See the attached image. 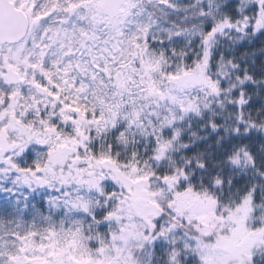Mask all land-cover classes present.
I'll return each mask as SVG.
<instances>
[{"label": "snow or ice", "instance_id": "obj_1", "mask_svg": "<svg viewBox=\"0 0 264 264\" xmlns=\"http://www.w3.org/2000/svg\"><path fill=\"white\" fill-rule=\"evenodd\" d=\"M0 264H264V0H0Z\"/></svg>", "mask_w": 264, "mask_h": 264}]
</instances>
